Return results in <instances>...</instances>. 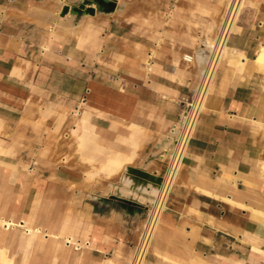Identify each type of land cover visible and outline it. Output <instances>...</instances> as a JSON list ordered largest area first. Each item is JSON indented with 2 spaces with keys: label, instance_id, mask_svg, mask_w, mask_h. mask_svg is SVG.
Returning a JSON list of instances; mask_svg holds the SVG:
<instances>
[{
  "label": "crops",
  "instance_id": "obj_1",
  "mask_svg": "<svg viewBox=\"0 0 264 264\" xmlns=\"http://www.w3.org/2000/svg\"><path fill=\"white\" fill-rule=\"evenodd\" d=\"M84 1L0 0V264H131L158 192L135 171L165 173L230 0ZM243 7L145 264H264V0ZM134 151L111 179L86 162Z\"/></svg>",
  "mask_w": 264,
  "mask_h": 264
},
{
  "label": "built area",
  "instance_id": "obj_2",
  "mask_svg": "<svg viewBox=\"0 0 264 264\" xmlns=\"http://www.w3.org/2000/svg\"><path fill=\"white\" fill-rule=\"evenodd\" d=\"M244 3L245 0L229 1L217 38L214 40L212 46L207 48L208 57L206 66L196 95L188 103L183 104L185 106L183 120L173 125L169 130V133L174 136V148L168 158V167L161 177L162 182L159 185L131 264H145L150 254L157 225L166 208L172 188L177 182L189 143L193 138L200 116L205 109L217 68L228 52V38L235 32L234 28L239 25L244 11ZM203 48H205V43L203 44ZM185 61L193 63L194 57L186 56Z\"/></svg>",
  "mask_w": 264,
  "mask_h": 264
},
{
  "label": "bare ground",
  "instance_id": "obj_3",
  "mask_svg": "<svg viewBox=\"0 0 264 264\" xmlns=\"http://www.w3.org/2000/svg\"><path fill=\"white\" fill-rule=\"evenodd\" d=\"M243 8V7H242ZM236 28V27H235ZM235 28H234V30H235ZM260 61L263 63L264 62V50H263V53L260 55ZM258 63V62H257ZM261 63V64H262ZM260 64V63H259ZM260 64V65H261ZM262 65H264V64H262ZM261 65V66H262ZM89 129V128H88ZM72 136H74L75 137V142L77 143L76 145V147L78 148V149H76L77 151L78 150H80V148H81V146H82V139L81 138H79L73 131H72ZM93 136H94V134H93ZM90 137V136H89ZM93 138V137H92ZM87 139H89V138H87ZM90 140V139H89ZM171 141V140H170ZM168 143V142H167ZM166 143V144H167ZM72 144V143H71ZM75 144V143H74ZM135 144H137L136 142H135ZM166 146V145H165ZM138 146H136V150L138 149L137 148ZM167 147V146H166ZM164 148V147H163ZM165 149V148H164ZM163 149V150H164ZM167 150V149H166ZM136 151H134V153L132 154V155H130L129 157H123V156H117V157H115V158H113V157H111V159L108 161V163L106 164V165H97L96 163H94L93 161H91V160H86V162H88V163H90L91 165H93L94 166V173H100V174H103V176H105L106 178H112V177H114L115 175H117V174H120L122 171H126L127 173L131 170V166H130V164H132L133 162H134V160H135V156L137 155L136 153H135ZM77 153V152H76ZM78 154V153H77ZM137 157V156H136ZM164 157V156H163ZM168 160V159H167ZM132 165H134V164H132ZM163 172V171H162ZM93 173V174H94ZM99 174V175H100ZM97 175V174H96ZM94 176V175H93ZM101 176V175H100ZM95 177V176H94ZM106 178H104V179H106ZM119 179V178H118ZM114 180V179H113ZM116 180V179H115Z\"/></svg>",
  "mask_w": 264,
  "mask_h": 264
},
{
  "label": "water",
  "instance_id": "obj_4",
  "mask_svg": "<svg viewBox=\"0 0 264 264\" xmlns=\"http://www.w3.org/2000/svg\"><path fill=\"white\" fill-rule=\"evenodd\" d=\"M95 3L96 4V8H87V5ZM116 5V1L115 0H85L84 3L80 4L78 7H74L71 10L70 6H65L63 11H62V16H65L68 12L75 13V14H79L81 13V11L83 10H87V13L94 15L96 10L98 9H111L113 7H115ZM135 173L138 174L139 177L144 178L146 180L148 179H153L154 180V184L157 188H159V185L162 182V178L161 177H155L152 175H149L148 173L144 172V171H140L137 170L135 171ZM118 200H121L118 198Z\"/></svg>",
  "mask_w": 264,
  "mask_h": 264
},
{
  "label": "rangeland",
  "instance_id": "obj_5",
  "mask_svg": "<svg viewBox=\"0 0 264 264\" xmlns=\"http://www.w3.org/2000/svg\"><path fill=\"white\" fill-rule=\"evenodd\" d=\"M226 8H227V6H226ZM208 40L210 41V43H212V44L214 43V40H213V39L209 38ZM200 43H201L202 45L204 44L203 41H200Z\"/></svg>",
  "mask_w": 264,
  "mask_h": 264
}]
</instances>
